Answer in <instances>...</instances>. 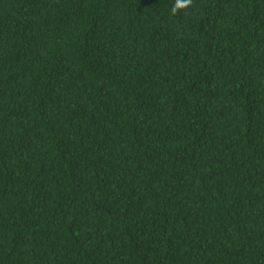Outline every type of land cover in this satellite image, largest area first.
<instances>
[{
	"label": "trees",
	"instance_id": "obj_1",
	"mask_svg": "<svg viewBox=\"0 0 264 264\" xmlns=\"http://www.w3.org/2000/svg\"><path fill=\"white\" fill-rule=\"evenodd\" d=\"M0 0V264H264V0Z\"/></svg>",
	"mask_w": 264,
	"mask_h": 264
},
{
	"label": "clouds",
	"instance_id": "obj_2",
	"mask_svg": "<svg viewBox=\"0 0 264 264\" xmlns=\"http://www.w3.org/2000/svg\"><path fill=\"white\" fill-rule=\"evenodd\" d=\"M193 0H173L170 7V15H177L180 11L192 7Z\"/></svg>",
	"mask_w": 264,
	"mask_h": 264
}]
</instances>
